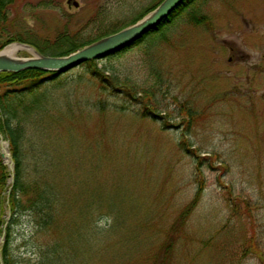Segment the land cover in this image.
<instances>
[{"label":"rangeland","instance_id":"374dc122","mask_svg":"<svg viewBox=\"0 0 264 264\" xmlns=\"http://www.w3.org/2000/svg\"><path fill=\"white\" fill-rule=\"evenodd\" d=\"M66 1L14 0L0 42L19 37L27 42L11 43L44 47L91 18L86 32L122 25L158 0H77L78 7ZM192 14L207 16L210 25L190 24ZM164 30L166 42L151 37L97 59L99 67L151 86L155 119L140 117L136 102L99 93L81 65L65 72L71 85L54 94L59 107L39 143L47 177L69 194L80 232L75 264H143L193 198L196 180L203 190L172 264H263L264 0H195ZM98 97L119 109L101 112L93 105ZM31 231L27 216L13 227L17 260L32 252ZM251 239L253 248L240 255Z\"/></svg>","mask_w":264,"mask_h":264},{"label":"trees","instance_id":"16d2710c","mask_svg":"<svg viewBox=\"0 0 264 264\" xmlns=\"http://www.w3.org/2000/svg\"><path fill=\"white\" fill-rule=\"evenodd\" d=\"M161 1H156L136 18L122 25L117 24L116 21L107 23L104 27L94 25L92 31L86 32L87 26L92 23L91 18L88 25L73 32L61 30L53 40H49L51 43L45 44L44 47L33 43L31 45L41 54L66 55L135 23ZM13 2L14 0H0V32L6 22L7 6ZM194 2L195 0H183L159 25L113 54H121L134 46L147 43L151 37L166 42L164 29ZM188 22L195 26L210 25L208 17L204 15L192 14ZM15 40L27 42L19 37H10L0 42V50ZM81 66L85 67L88 80L92 81L99 93H106L109 98L120 97L127 103L136 102L140 105L137 109L140 117L156 118L152 113L156 103L151 101L153 96V91L149 90L151 86L145 87L135 80L122 77L116 68L105 65L99 67L97 59L84 62ZM65 74V72L39 68H29L19 72L0 71V135L8 141L13 165V169L9 170L8 165L3 163L0 157V237H4V241L0 243V254L3 264H75L80 252L79 247L77 251L75 249V245L78 246L80 240V232L76 233L75 218L68 207L69 194L66 189L62 194L58 192L56 188L59 186L47 177V170L44 169L47 168L45 166L47 155L39 143L47 130V118L51 116L54 107H57V110L59 107L58 99L54 98V94L71 85V80ZM70 104V101H66L64 105L69 107ZM93 105L101 112L109 106L119 109L116 102L111 103L107 98L98 97ZM122 109H125L124 106ZM192 155L195 161L200 163L201 156L196 151H192ZM200 171L195 165V177ZM196 182L198 186L193 198L182 207L171 225L164 230L162 241L143 264H172L174 247L184 234L185 223L203 190L202 181L196 180ZM22 216H27L32 226L30 239L26 238L31 242L32 252L25 258L17 260L11 245L12 235L13 227L18 224ZM91 232L97 233L93 227ZM251 248H253L252 239L249 245L241 247L240 255L246 254ZM255 253L260 257V254ZM262 263L264 264L263 260Z\"/></svg>","mask_w":264,"mask_h":264},{"label":"water","instance_id":"95a60500","mask_svg":"<svg viewBox=\"0 0 264 264\" xmlns=\"http://www.w3.org/2000/svg\"><path fill=\"white\" fill-rule=\"evenodd\" d=\"M66 2L68 6L73 5L74 7H78L79 5L77 0H67ZM182 2L183 0H162L153 10L148 12L135 23L106 35L66 55L52 56L41 54L34 47L27 44L24 45L32 48V53L29 57H18L16 55L7 56L0 53V71L19 72L29 68H39L66 72L86 61L105 57L127 45H130L143 34L159 25V23L165 20ZM4 48H2L0 52ZM1 138L0 135V143H3L5 148L8 149V142H3ZM0 156L3 159V162L8 164L9 169H12L10 153L7 152V156L4 153H0ZM2 241L3 237L0 238V242Z\"/></svg>","mask_w":264,"mask_h":264},{"label":"bare ground","instance_id":"6f19581e","mask_svg":"<svg viewBox=\"0 0 264 264\" xmlns=\"http://www.w3.org/2000/svg\"><path fill=\"white\" fill-rule=\"evenodd\" d=\"M21 49L30 50L32 52V48L30 46L15 42L5 46V48L0 53L7 56H15L16 53ZM3 152L7 156V148H5V146L3 148Z\"/></svg>","mask_w":264,"mask_h":264}]
</instances>
